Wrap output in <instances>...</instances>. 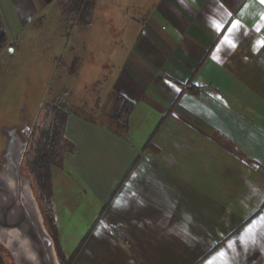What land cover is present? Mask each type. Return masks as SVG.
<instances>
[{"label": "crops", "instance_id": "obj_1", "mask_svg": "<svg viewBox=\"0 0 264 264\" xmlns=\"http://www.w3.org/2000/svg\"><path fill=\"white\" fill-rule=\"evenodd\" d=\"M60 1L0 0L4 28L60 25ZM262 16L259 0H96L69 23L108 51L106 101L133 105L127 132L102 100V118H66L52 208L62 253L82 243L72 264H264Z\"/></svg>", "mask_w": 264, "mask_h": 264}, {"label": "rangeland", "instance_id": "obj_2", "mask_svg": "<svg viewBox=\"0 0 264 264\" xmlns=\"http://www.w3.org/2000/svg\"><path fill=\"white\" fill-rule=\"evenodd\" d=\"M62 22L5 29L7 40L0 50V158L4 131L19 128L25 140L22 128L26 124L31 128L46 105L58 102L67 112L93 120L102 118L94 110L99 100L104 102L101 111H113L104 87L108 51L88 49L85 41L90 32L75 30L69 35L70 27ZM21 175L29 179L22 168ZM0 260L14 264L1 245Z\"/></svg>", "mask_w": 264, "mask_h": 264}, {"label": "trees", "instance_id": "obj_3", "mask_svg": "<svg viewBox=\"0 0 264 264\" xmlns=\"http://www.w3.org/2000/svg\"><path fill=\"white\" fill-rule=\"evenodd\" d=\"M223 1L233 13H237L244 4V0ZM95 4L96 0H61L59 3L61 17L67 27H70L69 23L71 26H89ZM6 40V31L0 17V50L4 48ZM132 107V103L126 99L117 98L112 118L124 132L128 131ZM68 114L69 112L58 102L46 105L42 115L39 114L31 126L29 143L21 164V168L31 180L45 228L54 242L60 264H72L82 245L81 243L69 257L62 253L52 208L53 170L60 167L65 154L74 151L73 146L64 137ZM0 264H3L1 260Z\"/></svg>", "mask_w": 264, "mask_h": 264}, {"label": "water", "instance_id": "obj_4", "mask_svg": "<svg viewBox=\"0 0 264 264\" xmlns=\"http://www.w3.org/2000/svg\"><path fill=\"white\" fill-rule=\"evenodd\" d=\"M31 128L24 125L3 133L0 158V245L14 264H60L54 242L45 228L31 180L21 175Z\"/></svg>", "mask_w": 264, "mask_h": 264}, {"label": "snow or ice", "instance_id": "obj_5", "mask_svg": "<svg viewBox=\"0 0 264 264\" xmlns=\"http://www.w3.org/2000/svg\"><path fill=\"white\" fill-rule=\"evenodd\" d=\"M259 3L261 5H264V0H259ZM261 19H264V16H262ZM237 31H239V25H238V23L233 22L231 29H229V34L225 36V41H227ZM232 46L235 47V43H233ZM261 46H264V42H261ZM229 246H231V244ZM218 255L223 256L224 253L220 252V253H218ZM208 264H212V262L209 261Z\"/></svg>", "mask_w": 264, "mask_h": 264}]
</instances>
